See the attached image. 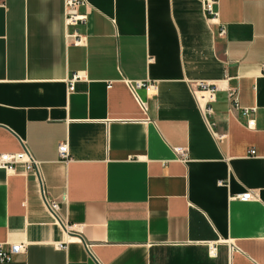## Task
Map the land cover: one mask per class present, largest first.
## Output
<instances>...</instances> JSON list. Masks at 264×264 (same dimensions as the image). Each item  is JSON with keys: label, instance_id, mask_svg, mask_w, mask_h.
<instances>
[{"label": "crops", "instance_id": "0c3cea01", "mask_svg": "<svg viewBox=\"0 0 264 264\" xmlns=\"http://www.w3.org/2000/svg\"><path fill=\"white\" fill-rule=\"evenodd\" d=\"M64 4L0 0V152L37 161L0 169V242L25 245L0 264H264V0H84L77 44Z\"/></svg>", "mask_w": 264, "mask_h": 264}, {"label": "built area", "instance_id": "2783aa9c", "mask_svg": "<svg viewBox=\"0 0 264 264\" xmlns=\"http://www.w3.org/2000/svg\"><path fill=\"white\" fill-rule=\"evenodd\" d=\"M84 0H65L64 10H65V24L67 26L74 27L73 31L68 34V36L72 39V42L77 44L80 41V35L76 29L78 25H83L86 22L87 14L80 12L79 7L83 4ZM217 0H202L204 10L210 15V18L215 19L217 12L215 10V4ZM224 33V29H220V34ZM264 71V65L262 67ZM84 75L80 71L73 72L70 77L67 79L68 92L73 91L75 88V83L83 80ZM193 92L197 96V100H199V104L205 116H209L212 113V109L210 107V102L214 100L216 86L209 82L203 80H197L192 83ZM131 89L136 95V92L140 88H145L148 90L150 87H153V84L144 82L142 80L132 81ZM231 102L235 108L238 107V104L235 100L234 90L231 89L229 92ZM138 97V96H137ZM142 106L144 103L139 101ZM244 114L249 116L253 109H244ZM255 121L252 117H249L247 120V126L252 127ZM217 138H222V135H217ZM251 152H253L251 150ZM57 153L59 158L68 159L69 152L66 141H61L57 144ZM37 161L33 158L30 152L22 148L19 151L15 152H0V169H3L7 172L14 171L17 167H22L24 170H34L36 169ZM239 200H248L251 198V192L245 191L243 193L236 194L234 196ZM46 206L52 216L60 221L62 226L65 228L66 232L72 231V226L66 223H63L57 214L58 205L55 201H45ZM25 248L24 243L22 242H0V263H6L12 261L16 255L23 252ZM211 254H215V247L212 245L209 247Z\"/></svg>", "mask_w": 264, "mask_h": 264}]
</instances>
